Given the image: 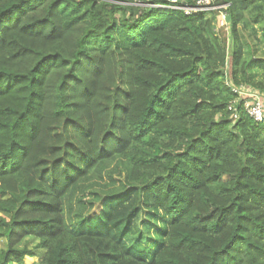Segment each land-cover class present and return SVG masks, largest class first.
Returning <instances> with one entry per match:
<instances>
[{
	"label": "trees",
	"instance_id": "trees-1",
	"mask_svg": "<svg viewBox=\"0 0 264 264\" xmlns=\"http://www.w3.org/2000/svg\"><path fill=\"white\" fill-rule=\"evenodd\" d=\"M217 3L0 0V264H264V0ZM143 207L150 259L108 225Z\"/></svg>",
	"mask_w": 264,
	"mask_h": 264
},
{
	"label": "rangeland",
	"instance_id": "rangeland-1",
	"mask_svg": "<svg viewBox=\"0 0 264 264\" xmlns=\"http://www.w3.org/2000/svg\"><path fill=\"white\" fill-rule=\"evenodd\" d=\"M217 23L218 21L215 20V28ZM218 29L219 28H217L216 31ZM104 172L105 171L102 170L100 175H94L87 180L80 181L79 186L75 191V195L78 197L84 196L83 191L89 184H92V187L99 190L110 188L114 189L113 191L118 192L119 189L108 180ZM103 193L104 192H101V194ZM118 201L117 209L121 210V212L124 210L125 215L129 211L135 209L138 202L135 195L124 196L123 201H121V199ZM120 213H117V216H119ZM69 215H72V213ZM108 225H111L113 232L117 235V237H120L122 246L126 251L137 257L150 259V250L158 248L163 242V235L167 227V220L161 211L143 207L136 210L135 214L130 218V220H127L126 226L124 225L122 229L121 227L118 228L116 225H113L112 222H108ZM1 245L2 241L0 240V246ZM39 255L40 254L34 257H26L25 263L39 264Z\"/></svg>",
	"mask_w": 264,
	"mask_h": 264
},
{
	"label": "built area",
	"instance_id": "built-area-1",
	"mask_svg": "<svg viewBox=\"0 0 264 264\" xmlns=\"http://www.w3.org/2000/svg\"><path fill=\"white\" fill-rule=\"evenodd\" d=\"M218 0H195L196 6L193 7H184L186 12H190L192 9L194 10H218V23L215 28H220L225 25V9L228 4H218ZM232 90L238 93L239 100L243 101L244 108L247 113L252 117V119L256 122H264V100L262 94L256 90L252 89L248 86L240 85L233 86ZM232 108V106H230Z\"/></svg>",
	"mask_w": 264,
	"mask_h": 264
},
{
	"label": "water",
	"instance_id": "water-1",
	"mask_svg": "<svg viewBox=\"0 0 264 264\" xmlns=\"http://www.w3.org/2000/svg\"><path fill=\"white\" fill-rule=\"evenodd\" d=\"M226 19H228V18H226Z\"/></svg>",
	"mask_w": 264,
	"mask_h": 264
}]
</instances>
